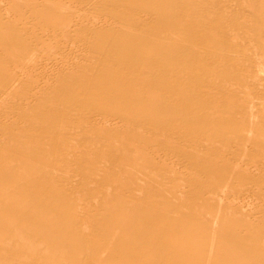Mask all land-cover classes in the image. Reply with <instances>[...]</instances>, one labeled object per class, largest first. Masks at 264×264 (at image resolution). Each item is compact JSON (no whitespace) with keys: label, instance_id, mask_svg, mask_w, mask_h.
Segmentation results:
<instances>
[{"label":"rangeland","instance_id":"374dc122","mask_svg":"<svg viewBox=\"0 0 264 264\" xmlns=\"http://www.w3.org/2000/svg\"><path fill=\"white\" fill-rule=\"evenodd\" d=\"M0 264H264V0H0Z\"/></svg>","mask_w":264,"mask_h":264},{"label":"bare ground","instance_id":"6f19581e","mask_svg":"<svg viewBox=\"0 0 264 264\" xmlns=\"http://www.w3.org/2000/svg\"><path fill=\"white\" fill-rule=\"evenodd\" d=\"M37 3V2H36ZM4 4V3H3ZM80 18V17H79ZM76 26V25H75ZM76 28V27H75ZM68 29V28H67ZM45 32V31H44ZM57 32V31H56ZM60 32H61V30H60ZM22 34V33H21ZM19 37V36H18ZM9 38V37H8ZM65 39V38H64ZM17 40V39H16ZM22 40V39H21ZM54 41H56V40H54ZM30 42V41H29ZM61 45V44H60ZM38 47V46H37ZM60 49H62V48H60ZM71 49V48H70ZM68 50V49H67ZM77 50V49H76ZM81 50V49H80ZM68 52V51H67ZM70 52H72V49H71V51ZM78 53V52H77ZM68 55V54H67ZM35 59V58H34ZM72 59V58H71ZM117 59V58H116ZM58 60V59H57ZM56 60V62H58ZM75 60V59H74ZM54 61V60H53ZM67 62V61H66ZM76 62V61H75ZM80 62V61H79ZM82 63V62H81ZM16 66V65H15ZM62 66V65H61ZM37 67V66H36ZM16 68V67H15ZM37 69V68H36ZM42 69V68H41ZM34 70V69H33ZM40 70V69H39ZM34 73H36V72H34ZM18 77V76H17ZM118 78V77H117ZM43 87V86H42ZM77 89V88H76ZM35 92V91H34ZM27 94H25V96H26ZM11 118V117H10ZM131 125V124H130ZM141 140V139H140ZM61 141V140H60ZM153 156V155H152ZM57 157V156H56ZM57 159V158H56ZM152 160V159H151ZM160 160V159H159ZM168 163V162H167ZM240 164V163H239ZM227 165V164H226ZM228 166V165H227ZM235 166V165H234ZM58 168V167H57ZM140 169V168H139ZM200 189V188H199ZM178 200V199H177ZM240 201V200H239Z\"/></svg>","mask_w":264,"mask_h":264}]
</instances>
